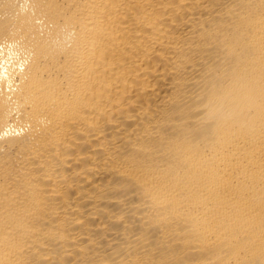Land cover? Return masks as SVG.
<instances>
[{"label":"bare ground","instance_id":"obj_1","mask_svg":"<svg viewBox=\"0 0 264 264\" xmlns=\"http://www.w3.org/2000/svg\"><path fill=\"white\" fill-rule=\"evenodd\" d=\"M0 264H264V0H0Z\"/></svg>","mask_w":264,"mask_h":264}]
</instances>
